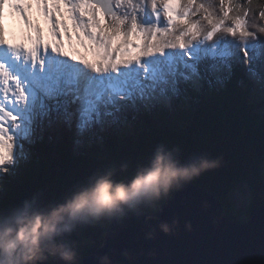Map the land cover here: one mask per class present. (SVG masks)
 Instances as JSON below:
<instances>
[{
  "label": "snow or ice",
  "instance_id": "obj_1",
  "mask_svg": "<svg viewBox=\"0 0 264 264\" xmlns=\"http://www.w3.org/2000/svg\"><path fill=\"white\" fill-rule=\"evenodd\" d=\"M218 2L227 5L222 16L212 0H0V168L27 158L25 146L45 118L55 115L83 135L170 103L181 90L179 66L199 77L201 63L235 55L231 41L216 39L221 32L245 41L255 75L248 50L257 61L264 57L255 31L264 15L249 8L233 16L234 0ZM245 2L254 0L237 7ZM201 12L207 26L191 19ZM8 18L16 27L5 26Z\"/></svg>",
  "mask_w": 264,
  "mask_h": 264
},
{
  "label": "trees",
  "instance_id": "obj_2",
  "mask_svg": "<svg viewBox=\"0 0 264 264\" xmlns=\"http://www.w3.org/2000/svg\"><path fill=\"white\" fill-rule=\"evenodd\" d=\"M225 62L219 69L217 60L201 63L200 76L181 82L179 95L170 103L130 111L118 123L96 126L77 138L75 127L59 125L54 131L46 120L40 121L47 127L45 137L39 145L28 144L32 154L26 153V159L0 175V213L31 211L34 198L51 200L97 170L126 160H145L163 143L169 149L178 147L185 163L220 161L218 168L189 184L214 193L231 220L242 222L245 215L251 219L252 211L264 206V97L257 93L248 65L232 58ZM242 184L249 185L252 196L246 210L238 209L233 196ZM179 190L157 202L156 209ZM25 201L28 208H24ZM157 210L142 208L141 212ZM132 215L128 212L117 218ZM109 225L110 219L78 225L66 239L84 259L103 247Z\"/></svg>",
  "mask_w": 264,
  "mask_h": 264
},
{
  "label": "clouds",
  "instance_id": "obj_3",
  "mask_svg": "<svg viewBox=\"0 0 264 264\" xmlns=\"http://www.w3.org/2000/svg\"><path fill=\"white\" fill-rule=\"evenodd\" d=\"M219 166L220 161L208 159L185 163L178 147L159 143L145 160H126L97 170L51 200L34 198L31 211L0 213V264H81L77 246L66 239L78 225L128 212L139 215L142 208L155 211L157 202L169 198L173 190ZM28 207L25 201L24 208ZM161 230L168 234L172 228L163 223ZM101 264L111 262L104 257Z\"/></svg>",
  "mask_w": 264,
  "mask_h": 264
},
{
  "label": "water",
  "instance_id": "obj_4",
  "mask_svg": "<svg viewBox=\"0 0 264 264\" xmlns=\"http://www.w3.org/2000/svg\"><path fill=\"white\" fill-rule=\"evenodd\" d=\"M104 257L111 264H264V206L236 222L214 193L189 184L156 212L110 219L103 247L83 264Z\"/></svg>",
  "mask_w": 264,
  "mask_h": 264
},
{
  "label": "rangeland",
  "instance_id": "obj_5",
  "mask_svg": "<svg viewBox=\"0 0 264 264\" xmlns=\"http://www.w3.org/2000/svg\"><path fill=\"white\" fill-rule=\"evenodd\" d=\"M213 4H214V13L217 15L222 16V12L223 9L227 7V5H223L221 6L218 2V0H212ZM239 4V0H234V4L233 7L236 8V10L231 13L230 15H239L242 13V11L247 10V9H251L253 14H255L256 12H261V15H264V0H254V3L252 5H247L245 2V5L243 8L237 7V5ZM34 12V17H35V9H33ZM203 15L204 13L201 12L198 16L197 15H193L191 17V19L193 21H199L200 23L204 24V26L206 25V22L203 21ZM10 21V20H9ZM255 23L257 25L255 31L256 34L258 36H260L261 38H264V33H260L259 32V28H264V20H259L258 17L255 20ZM42 24V21H41ZM43 26V24H42ZM249 27H252V25H249ZM225 39V40H229L232 43V51L235 53V55L232 57V59H235L237 61H239L240 63H243L245 65L249 64V60L246 58L244 51H243V45L245 43V41L240 37V36H236L235 38H233L230 35H227L223 32L219 33V35L217 36V40L219 39ZM248 43H252V39L251 37L248 39L247 41ZM200 43H205L204 41H200ZM248 55L251 57V64H253L256 69H259V71H257V73L255 75L252 74V72L247 69V73L251 76L252 81L255 83V87H256V91L259 95L264 97V57H262V59L260 61H257L255 58V52L252 49L248 50ZM224 64H226L225 61L222 60H217V63L215 65V67L218 69L222 68L224 66ZM188 74L189 76H191V79H197L198 77L195 75H192V70L190 68H185L183 66H179L177 69V79L180 80V82H184L182 75L181 74ZM200 76V75H199ZM47 103L49 105H51L53 102L51 100H48ZM168 104V103H167ZM48 122L50 124V126L52 127V129L54 131L57 130L59 125H63L61 122H59L57 120V118L55 117V115H53L51 121H49V119L45 118L44 122ZM73 121L75 122V117H73ZM101 127H103V125H101ZM47 132V127L46 125H42L40 122H38L37 124V128H36V133L35 136L33 137V143H31V145L35 146L39 145V142L45 137ZM75 133H76V138L78 137V132L75 129ZM2 146V145H0ZM25 152L28 153L29 155L32 154V150L29 148L28 144L25 146ZM110 159H112V157H110ZM8 167V169H11L12 167L6 166ZM6 167H2L0 168V175H3L5 173V168ZM2 173V174H1ZM13 182V181H11ZM236 202L238 203V209H247L251 202H252V196H251V191H250V187L248 184H242L241 186H239V188L237 189V191L233 194ZM156 208L158 207V204H156L155 206ZM150 211H153L152 208H148ZM243 221H248L250 220V217H248L247 215H245L242 218ZM81 264H83V259L81 258Z\"/></svg>",
  "mask_w": 264,
  "mask_h": 264
},
{
  "label": "bare ground",
  "instance_id": "obj_6",
  "mask_svg": "<svg viewBox=\"0 0 264 264\" xmlns=\"http://www.w3.org/2000/svg\"><path fill=\"white\" fill-rule=\"evenodd\" d=\"M4 15H5V12H4ZM5 17H6V15H5ZM4 23H5V26L8 27V28L16 27V25L13 23V21L10 22L8 19H5Z\"/></svg>",
  "mask_w": 264,
  "mask_h": 264
}]
</instances>
